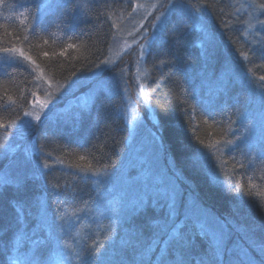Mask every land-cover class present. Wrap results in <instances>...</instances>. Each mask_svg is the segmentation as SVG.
Masks as SVG:
<instances>
[{"label": "trees", "instance_id": "1", "mask_svg": "<svg viewBox=\"0 0 264 264\" xmlns=\"http://www.w3.org/2000/svg\"><path fill=\"white\" fill-rule=\"evenodd\" d=\"M23 1L0 0V54L21 51L58 85L89 78L103 67L118 21L132 11L124 0H115L93 5L81 18L73 4L41 15L35 4ZM184 3L179 8L184 12L165 20L145 59L146 90L160 139L199 205L220 218L237 209L240 219L260 233L264 151L248 142L236 144L246 134L239 128L243 118L251 120L252 94L261 93L264 82V37L245 34L238 0ZM258 4L263 7L264 0ZM1 64L0 173L8 181L0 186V264H34L33 255L40 252L50 263L51 241L41 230V209L47 207L54 221L66 211L89 207L97 201L95 178L116 168L126 153L124 80L112 76L108 92L89 106L54 111L34 126L32 139L41 164L36 161L46 167L38 176L33 162L8 158L3 148L38 94L36 74L20 63ZM213 171L229 187L212 178ZM153 211L141 209L132 225L138 229L162 220V212ZM179 233L167 262L247 264L235 253L219 260L209 237L191 221ZM14 241L12 255L22 260L8 251ZM261 243L264 247V238ZM82 255L79 264H107L86 257V251Z\"/></svg>", "mask_w": 264, "mask_h": 264}, {"label": "rangeland", "instance_id": "2", "mask_svg": "<svg viewBox=\"0 0 264 264\" xmlns=\"http://www.w3.org/2000/svg\"><path fill=\"white\" fill-rule=\"evenodd\" d=\"M24 1L35 4L41 15L59 5L73 4L76 15L81 18L93 5L115 0ZM124 2L131 6L132 11L118 21L116 37L105 65L89 78L58 85L34 64H30L21 51L0 54V64L20 63L36 74L38 94L34 96L28 113L14 126L13 136L3 148L4 156L8 158L15 156L24 159V162H33L38 176L46 171V167L39 165L40 152L32 139L34 126L54 111L89 106L100 93L108 92L112 76H119L125 85L124 117L129 128L125 155L116 168L106 170L95 178L97 201L89 207L79 212L66 211L54 221L47 207L41 209V230L51 241L48 253L50 263L42 259L39 251L36 257L33 255L34 264H79L85 251L86 257L107 264H176L174 261L167 262L168 249L177 243L176 237L180 236L179 232L187 221L196 224L209 237L219 260L235 253L247 264H264V247L261 243L264 229L257 233L259 228L255 230L252 224L240 219L237 209L229 216L220 218L198 204L192 190L185 185L180 172L166 156L158 122L148 100L145 59L150 44L168 16L186 5L184 0ZM237 7L240 17L244 19L245 34L249 38L264 37L260 36L264 34V6L259 5L258 0H238ZM114 68L118 70L111 74ZM258 90L261 93L254 91L252 94L256 97L250 106L253 111H248L251 120L244 117V125L240 123L239 128L243 127L246 134L236 145L248 142L264 151V82ZM212 178L220 181L222 177L216 172ZM7 181L4 172L0 173V185ZM225 183L220 181L219 184L229 187ZM146 206L155 214L161 211L162 220L137 229L131 219ZM14 244L16 241L8 244V251L11 250L13 259L22 260L23 257L12 255Z\"/></svg>", "mask_w": 264, "mask_h": 264}, {"label": "snow or ice", "instance_id": "3", "mask_svg": "<svg viewBox=\"0 0 264 264\" xmlns=\"http://www.w3.org/2000/svg\"><path fill=\"white\" fill-rule=\"evenodd\" d=\"M0 186H4V185H0ZM211 227V225H209ZM221 243H222V237H221Z\"/></svg>", "mask_w": 264, "mask_h": 264}]
</instances>
